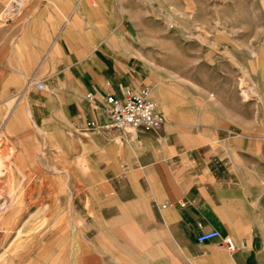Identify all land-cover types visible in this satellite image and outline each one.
Returning a JSON list of instances; mask_svg holds the SVG:
<instances>
[{
    "label": "rangeland",
    "instance_id": "374dc122",
    "mask_svg": "<svg viewBox=\"0 0 264 264\" xmlns=\"http://www.w3.org/2000/svg\"><path fill=\"white\" fill-rule=\"evenodd\" d=\"M9 1L0 0V29L17 30L28 20L30 2L19 19L1 23ZM114 4L138 13L137 42L156 77L152 98L166 118L154 136L177 140L178 127L194 135L230 128L235 136L249 137L259 157L264 0ZM10 86L0 81V264H147L121 238V223L129 219L105 209L113 203L108 195L126 181L124 173L108 177L111 168L122 174L118 146L133 156L126 145L134 135L40 126L23 90Z\"/></svg>",
    "mask_w": 264,
    "mask_h": 264
},
{
    "label": "crops",
    "instance_id": "0c3cea01",
    "mask_svg": "<svg viewBox=\"0 0 264 264\" xmlns=\"http://www.w3.org/2000/svg\"><path fill=\"white\" fill-rule=\"evenodd\" d=\"M114 1L31 0L24 25L0 29V81L23 90L40 126L88 130L104 123L107 97L156 88L137 42L138 13ZM177 129V140L134 137L133 156L118 146L122 174L111 168L108 177L126 181L105 209L129 219L122 240L147 264H264V140L258 157L230 128ZM213 230L246 248L198 243Z\"/></svg>",
    "mask_w": 264,
    "mask_h": 264
},
{
    "label": "built area",
    "instance_id": "2783aa9c",
    "mask_svg": "<svg viewBox=\"0 0 264 264\" xmlns=\"http://www.w3.org/2000/svg\"><path fill=\"white\" fill-rule=\"evenodd\" d=\"M29 1L10 0L4 9L1 23H10L19 19ZM37 85L40 90L44 88L43 84ZM88 98L91 99L92 96L88 95ZM105 117L102 125L89 122L87 129L90 131L101 130L106 133L128 131L137 137L143 134L157 133L166 125V118L153 100L152 90L149 88L143 90L127 88L122 99L113 96L107 97ZM214 240L219 241L221 247L230 253H237L246 248L244 242H238L230 236H223L218 230L203 233L197 239L201 244Z\"/></svg>",
    "mask_w": 264,
    "mask_h": 264
},
{
    "label": "bare ground",
    "instance_id": "6f19581e",
    "mask_svg": "<svg viewBox=\"0 0 264 264\" xmlns=\"http://www.w3.org/2000/svg\"><path fill=\"white\" fill-rule=\"evenodd\" d=\"M31 1V0H30ZM29 1V2H30ZM23 13V12H22ZM32 82V84H30ZM30 83H29V86H33L34 84L33 83H35L34 81H31ZM152 90V89H151ZM212 97H214V96H212ZM159 101V100H158ZM160 102V104L162 105V109H163V111L167 114V115H170V114H168V112H167V110H166V107H165V105L163 104V100H160L159 101ZM165 104H166V102H165ZM215 105V104H214Z\"/></svg>",
    "mask_w": 264,
    "mask_h": 264
}]
</instances>
